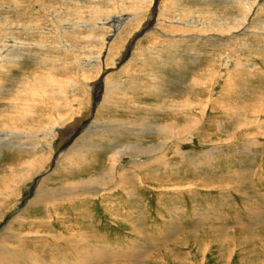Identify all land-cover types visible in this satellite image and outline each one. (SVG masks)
<instances>
[{
	"label": "rangeland",
	"instance_id": "374dc122",
	"mask_svg": "<svg viewBox=\"0 0 264 264\" xmlns=\"http://www.w3.org/2000/svg\"><path fill=\"white\" fill-rule=\"evenodd\" d=\"M0 207V264H264V0H0Z\"/></svg>",
	"mask_w": 264,
	"mask_h": 264
},
{
	"label": "bare ground",
	"instance_id": "6f19581e",
	"mask_svg": "<svg viewBox=\"0 0 264 264\" xmlns=\"http://www.w3.org/2000/svg\"><path fill=\"white\" fill-rule=\"evenodd\" d=\"M245 9V8H244ZM249 9H251V8H249ZM247 12V11H246ZM120 20V19H119ZM117 24L118 23H120L119 21H117L116 22ZM55 32V31H54ZM244 46V45H243ZM223 61V60H222ZM224 64V63H223ZM185 105V104H184ZM183 105V106H184ZM186 106V105H185ZM182 107V106H181ZM12 121V120H11ZM14 123H15V125L17 124V125H24L25 123H23V122H21L19 119H15V121H14ZM22 125V126H23ZM21 126V127H22ZM68 126H70V125H68ZM174 127H176V124H171L170 125V129L169 130H173V129H177V128H174ZM186 127V129L184 130V132H186V131H188L189 129H190V127L189 126H185ZM168 128V127H167ZM19 129V128H18ZM65 129V128H64ZM66 130V129H65ZM191 130V129H190ZM19 132H20V130H18ZM60 134H62V133H64V130L63 129H58L57 130ZM71 131V130H70ZM23 132V131H22ZM24 134V133H23ZM177 134H179V133H177ZM21 135V134H20ZM87 142V141H86ZM153 147L154 146H150V147H147V148H144L143 149V152H142V155H148V154H150V152L152 151V149H153ZM155 148V147H154ZM141 152H140V148H136V153L135 154H133V155H141L140 154ZM118 160H119V162H120V159L117 157V155L115 156ZM141 158V157H140ZM139 158V159H140ZM140 161V160H139ZM117 160L116 159H114V158H112V164H111V168H113L114 170H117L116 169V166H117ZM137 166H138V164H136ZM119 166V165H118ZM112 170V169H111ZM112 172V176L109 178V179H107L106 180V178L107 177H102V176H98V177H96L95 179H93L92 181L90 180V182L88 183H82V184H78L77 186H75V185H72L70 188H69V186H67L66 188H69V189H66V190H68V191H72L71 193H76V191L75 190H77V189H79V192L78 193H80L81 191H82V187H84V185H86V186H89L90 184V186L91 187H97V188H95V190L96 189H100V187H105V186H111V185H113L114 184V182L115 181H117L116 180V171H111ZM41 173V172H40ZM103 178V179H102ZM80 183V182H79ZM72 184V183H71ZM84 184V185H83ZM117 184H119L120 185V187H123V185H121L120 183H117ZM116 184V185H117ZM115 186V185H114ZM118 188V187H117ZM17 189V188H16ZM88 188H86L85 189V191L83 192V195L84 194H86L85 192H88L89 190H87ZM109 189V188H108ZM103 190V189H102ZM65 191V189H60L59 191H58V193H62V192H64ZM94 191V190H93ZM125 192V191H124ZM69 193V192H68ZM63 194V193H62ZM97 194V193H96ZM66 195V194H65ZM82 195V196H83ZM64 196V195H63ZM9 197V196H8ZM55 199V198H54ZM67 199V198H66ZM70 199V198H69ZM57 200V199H56ZM58 200H65V197H64V199H61V198H59ZM42 201H44V200H42ZM57 202V201H56ZM2 205V204H1ZM1 208V207H0ZM34 220V219H33ZM79 225V224H78ZM55 227V226H54ZM3 238V237H2ZM68 243H70V242H68ZM72 244V243H71ZM35 245H36V243H34V247H35ZM60 246H62V245H60ZM66 246V245H65ZM52 247V246H51ZM104 247V246H103ZM18 249H20V250H22L19 246H18V248H17V250ZM75 249V248H74ZM77 249V248H76ZM79 249V248H78ZM5 250V249H4ZM19 250V251H20ZM57 250V249H56ZM71 250V249H70ZM73 250V249H72ZM106 250V249H105ZM12 251V250H11ZM22 251H24V250H22ZM21 251V252H22ZM54 251H55V249H54ZM60 252H61V250H59ZM75 251V250H74ZM103 251V250H102ZM13 252V251H12ZM98 252V251H97ZM1 253V252H0ZM56 253V252H55ZM89 253V252H88ZM100 253V252H99ZM81 254V253H80ZM90 254V253H89ZM5 255V254H4ZM76 255V254H75ZM6 256V255H5ZM59 256V255H58ZM89 257V256H88ZM94 257V255L92 254V258ZM98 257V256H97ZM4 257H3V254H0V261L1 262H5L4 261V259H3ZM56 258V257H55ZM61 258V257H60ZM64 258V257H63ZM102 258V257H101ZM107 258V257H106ZM11 259V258H10ZM54 260V259H53ZM93 260V259H92ZM91 259H83V261H82V263L83 264H103V261L101 260V259H99V258H95V260L94 261H92ZM66 261V260H65ZM50 263V262H49ZM73 263V262H72ZM16 264V263H15ZM33 264V263H32ZM56 264V263H55Z\"/></svg>",
	"mask_w": 264,
	"mask_h": 264
},
{
	"label": "crops",
	"instance_id": "0c3cea01",
	"mask_svg": "<svg viewBox=\"0 0 264 264\" xmlns=\"http://www.w3.org/2000/svg\"><path fill=\"white\" fill-rule=\"evenodd\" d=\"M19 244H22V243H19ZM22 245H19V247L22 249V250H26V251H34L35 250V247L32 246V247H21ZM13 251V250H12ZM15 251V250H14ZM17 257H18V254H17V250L16 252L14 253ZM31 256L34 258V252L31 253ZM34 264V263H33Z\"/></svg>",
	"mask_w": 264,
	"mask_h": 264
},
{
	"label": "water",
	"instance_id": "95a60500",
	"mask_svg": "<svg viewBox=\"0 0 264 264\" xmlns=\"http://www.w3.org/2000/svg\"><path fill=\"white\" fill-rule=\"evenodd\" d=\"M148 28H150V26H149ZM148 28H146V29H148ZM146 29H144V30L142 31V33H143L144 31H146Z\"/></svg>",
	"mask_w": 264,
	"mask_h": 264
}]
</instances>
